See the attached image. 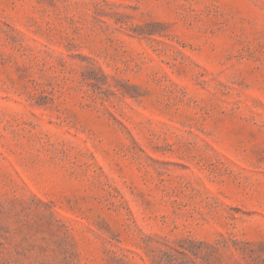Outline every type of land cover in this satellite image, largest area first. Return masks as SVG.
<instances>
[{
    "label": "rangeland",
    "instance_id": "1",
    "mask_svg": "<svg viewBox=\"0 0 264 264\" xmlns=\"http://www.w3.org/2000/svg\"><path fill=\"white\" fill-rule=\"evenodd\" d=\"M0 264H264V0H0Z\"/></svg>",
    "mask_w": 264,
    "mask_h": 264
}]
</instances>
